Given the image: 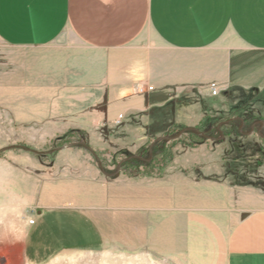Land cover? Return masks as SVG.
<instances>
[{"label":"rangeland","instance_id":"374dc122","mask_svg":"<svg viewBox=\"0 0 264 264\" xmlns=\"http://www.w3.org/2000/svg\"><path fill=\"white\" fill-rule=\"evenodd\" d=\"M226 41L236 44L228 38L204 52L207 84L190 89L199 97L171 90L127 111L64 89L61 41L0 45V264H183L182 210L246 206L250 184L264 188V101L226 83L211 94L216 62L231 55ZM148 42L161 45L148 34L111 53L127 58L139 95L152 59L182 56L151 52ZM80 49V60L108 54ZM238 54L241 62L250 52ZM206 113L213 127L197 135ZM47 213L53 226L40 222Z\"/></svg>","mask_w":264,"mask_h":264},{"label":"crops","instance_id":"0c3cea01","mask_svg":"<svg viewBox=\"0 0 264 264\" xmlns=\"http://www.w3.org/2000/svg\"><path fill=\"white\" fill-rule=\"evenodd\" d=\"M148 34L161 43L148 42L149 51L164 48L182 56L152 59V89L139 95L127 58L111 53ZM228 38L236 44L226 41L231 55L216 62L215 83L240 85L250 89V101H264V0H0V45L31 48L61 41L64 54L56 68L61 83L70 85L64 89L78 94L76 99L97 93L95 98L117 101L121 111L144 109L147 100H164L171 90L179 97L197 96L191 87L200 91L208 81L205 50ZM80 47L108 54L80 60ZM241 49L250 55L240 62ZM78 85L86 86L81 96ZM99 203L93 198V208ZM200 203L182 210L183 264H264V188L250 184L246 206ZM54 216L47 213L40 222L53 226Z\"/></svg>","mask_w":264,"mask_h":264},{"label":"trees","instance_id":"16d2710c","mask_svg":"<svg viewBox=\"0 0 264 264\" xmlns=\"http://www.w3.org/2000/svg\"><path fill=\"white\" fill-rule=\"evenodd\" d=\"M206 126H210L209 129H211L213 127V117L209 113H206L202 117H200L198 119L196 125L194 127H192V129L195 130L197 135H201L202 133H205L209 130V129L206 130ZM181 129L186 130V127H182ZM126 160H130V159H126Z\"/></svg>","mask_w":264,"mask_h":264},{"label":"built area","instance_id":"2783aa9c","mask_svg":"<svg viewBox=\"0 0 264 264\" xmlns=\"http://www.w3.org/2000/svg\"><path fill=\"white\" fill-rule=\"evenodd\" d=\"M152 89V86L150 85H147V84H142L140 83L138 86H137V90L138 92L140 93H144L145 91H148V90H151ZM209 89L211 91V94H217L220 90V85L218 83H215V82H212L210 83L209 85ZM123 117L122 114H119L116 118V122H120L121 121V118ZM30 223H33V219H30Z\"/></svg>","mask_w":264,"mask_h":264}]
</instances>
